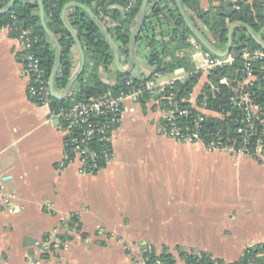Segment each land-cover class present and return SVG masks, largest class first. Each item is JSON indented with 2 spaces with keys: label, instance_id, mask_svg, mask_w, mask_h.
Wrapping results in <instances>:
<instances>
[{
  "label": "crops",
  "instance_id": "0c3cea01",
  "mask_svg": "<svg viewBox=\"0 0 264 264\" xmlns=\"http://www.w3.org/2000/svg\"><path fill=\"white\" fill-rule=\"evenodd\" d=\"M217 4L201 0V9ZM190 44L180 55L188 54L201 73L189 99L200 113L212 59L194 48L192 37ZM148 52L137 46L132 78H149ZM21 55L18 39L0 29V264H134L140 251L160 255L164 248L177 264H184L179 250L234 263L248 247L264 244V157L168 139L161 103L151 97L126 102L111 161L97 174L82 175L77 164L66 165L67 137L51 108L30 99ZM73 56L71 77L79 66L76 48ZM128 62L121 56L124 69ZM93 65L86 57L85 71ZM118 72L114 61L98 75L113 86ZM6 195L14 196L9 206Z\"/></svg>",
  "mask_w": 264,
  "mask_h": 264
},
{
  "label": "trees",
  "instance_id": "16d2710c",
  "mask_svg": "<svg viewBox=\"0 0 264 264\" xmlns=\"http://www.w3.org/2000/svg\"><path fill=\"white\" fill-rule=\"evenodd\" d=\"M42 1L47 25L61 46V65L55 80L57 91H63L66 88L75 65L73 50L76 46L61 18L63 8L70 2H78L89 7L113 37L121 56L129 58L130 38L143 0H134L133 3L131 0ZM208 1L218 4L215 7H210L206 12L201 9V0H182V3L191 21L213 47L218 50L224 48L228 42L229 26L238 22L250 26L264 41V0ZM8 2L9 0H0V10ZM235 5H238L239 9H236ZM112 6H121L125 11L121 13L119 10H112L110 9ZM67 20L81 40L87 59L93 61L94 65L79 78L70 97L64 100L52 98L51 110L70 108L79 100L98 99L109 93L118 95L127 92L128 88L123 84V80L131 79V75L118 72L117 82L113 86L103 83L99 78V68L109 71L110 67L114 65V56L107 39L92 18L82 9L73 8L68 11ZM198 20L207 25L210 30L209 35L202 31ZM9 24L18 29L10 32L13 37H17L18 33L24 30L32 31L37 37L38 43L35 45L34 51L41 59L46 70V78L49 80L56 60V51L41 26L37 1L17 0L11 12L0 16V29ZM167 37L169 38L166 39ZM191 37L194 38L180 15L175 0H150L145 22L137 39L136 53L138 45L144 44L147 47L149 51L147 61L150 66L156 68L154 73L150 74L149 79L153 78L156 73L174 75L176 70L185 69L184 80L178 82L176 86L177 99L180 101L181 107L188 112L182 122L189 127H193L198 115L191 109L189 99L201 77V73L196 69L189 55H180L182 51L191 49ZM201 47L209 54L203 46ZM245 49L264 53L263 49L253 41L245 30L238 29L234 32V44L229 56L232 63L221 62L211 70L209 84L205 86L199 98V101L206 98L208 110L216 115L205 117L206 121L202 124L205 133L210 136L212 133L220 132L225 138L237 140L238 144L240 137L237 131L243 125L245 110L244 107H238L233 103L232 98H239L247 94L251 102L261 107L264 113V63H254L253 75L255 79L249 84H245V63L242 59ZM209 56L213 61H219L217 57L211 54ZM133 79L135 84L140 81L139 78ZM164 95L166 94L155 97L160 101L163 110L168 108V102L162 98ZM151 97L149 94H145L141 101ZM30 99L37 103V100L31 97ZM262 118L264 119V115ZM257 127L259 136L253 137V144L258 138H261L264 146V123L257 121ZM95 147L102 150L100 143ZM62 239L68 238L62 237ZM145 253L151 261L148 264H177V259L167 248H164L160 255H157L152 249L145 250ZM179 258L184 264H264V244L248 247L242 258L234 263H225L208 253L195 254L183 250H179Z\"/></svg>",
  "mask_w": 264,
  "mask_h": 264
},
{
  "label": "built area",
  "instance_id": "2783aa9c",
  "mask_svg": "<svg viewBox=\"0 0 264 264\" xmlns=\"http://www.w3.org/2000/svg\"><path fill=\"white\" fill-rule=\"evenodd\" d=\"M244 0H232V2H243ZM239 9L238 5H235ZM15 19V17H13ZM9 32L18 30L11 24L4 26ZM22 46L21 63L23 66V77L28 81L27 92L29 96L37 100L40 106L52 104V95L49 89V80L46 78V70L41 59L34 51L38 43L37 37L32 31L19 32L17 37ZM196 50L202 49L198 44ZM245 63L244 83L249 84L254 81L253 67L256 62L264 63V53L261 51H250L245 49L242 54ZM232 63L228 58L225 61L207 60L210 69L221 63ZM151 73L156 70L150 66ZM165 75L156 73L153 78H139V83L135 84L133 78L123 80V84L128 88L125 93L112 95L111 93L91 100L76 101L70 108H59L51 110V117L61 123V129L66 134V165L77 164L78 172L82 175H94L103 170L113 157L112 137L115 130L121 123L125 104L128 100L140 101L145 94L152 97L166 94L162 98L168 102V108L164 109V133L165 136L181 144H202L210 151L224 150L230 151L240 156H249L255 159L264 157V146L261 138L253 144V137H258L257 121L264 123L262 108L253 104L249 95H242L239 98H232V102L238 107H244L245 114L242 126L237 133L240 143L237 140L225 138L220 132L212 133L208 136L202 124L207 116L204 112L209 111L206 98L199 101L202 112L194 121L193 127L187 126L182 120L187 116V110L181 107L177 99V83L185 78L183 74H174L166 82H159ZM72 93L70 94V96ZM102 144V150H98L95 145ZM5 187L0 186V192L4 193ZM13 195L4 196L5 205H11ZM132 250V246L128 247ZM149 256L145 251H140L136 256L134 264H148ZM154 264V263H151Z\"/></svg>",
  "mask_w": 264,
  "mask_h": 264
},
{
  "label": "water",
  "instance_id": "95a60500",
  "mask_svg": "<svg viewBox=\"0 0 264 264\" xmlns=\"http://www.w3.org/2000/svg\"><path fill=\"white\" fill-rule=\"evenodd\" d=\"M36 1L38 4L41 26L44 29V31H45L47 37L49 38L50 42H52L53 46L55 47V51H56V60H55L54 67L52 69V73H51V76L49 79V89H50V92H51V95L53 98H55L56 100H64V99H67L68 97H70V94L72 93L75 84L77 83V81L83 75V73L85 71L86 54H85L84 46H83L81 40L79 39L75 29L71 26V24L67 20L68 11L70 9H73V8L82 9L84 12H86L92 18V20L96 23V25L98 26V28L100 29L102 34L107 39V41H108V43L112 49L114 61H115V66H116L117 70L124 75H131V73L133 72V70L135 69V66H136V43H137V39L141 33L143 24L145 22L150 0H143L142 1L139 16H138L137 22L135 24L134 30L131 34L130 43H129V62H128L127 68H125V69L121 66V54H120V51H119V48H118L116 42L114 41V39L110 35V33L107 31L104 24L98 19V17L94 14V12L89 7H87L81 3H78V2H70L63 8L62 14H61L63 24H64L65 28L68 30V32L70 33L71 37L73 38L75 46H76V50L78 51V54H79V66L77 68V71L69 79V82H68V84H67V86L63 92L57 91V89L55 87V80H56V77H57V74L59 72L60 65H61V58H62L61 46H60L59 41L56 38V36L51 32V30L49 29V27L47 25L43 1L42 0H36ZM16 2H17V0H9V2L5 5V7L0 10V16H5L9 12H11V10L13 9ZM175 2L177 5V8H178V11H179L180 15L182 16V18L184 19V22H185L186 26L188 27V29L190 30L191 34L196 39V41L201 46H203L206 51L209 52V54H211L217 58L228 57L232 51L233 44H234V32L238 29L245 30L248 33V35L253 39V41L258 46H260L264 51V41L262 40V38L250 26H248L247 24L242 23V22L234 23L229 28L228 42L226 44L225 49L224 50L216 49L215 47H213L211 45V43L203 36V34L199 31V29L191 21V19L189 18L188 14H187L184 6H183L182 0H175ZM183 72H184V69H180V70L176 71V74L179 75V74H182Z\"/></svg>",
  "mask_w": 264,
  "mask_h": 264
}]
</instances>
